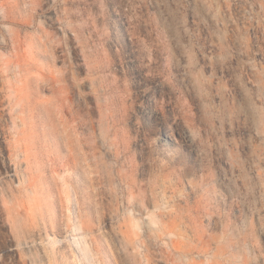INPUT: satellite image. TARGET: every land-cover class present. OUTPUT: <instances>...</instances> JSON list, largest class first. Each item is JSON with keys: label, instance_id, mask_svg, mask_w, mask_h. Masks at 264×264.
I'll return each mask as SVG.
<instances>
[{"label": "rangeland", "instance_id": "374dc122", "mask_svg": "<svg viewBox=\"0 0 264 264\" xmlns=\"http://www.w3.org/2000/svg\"><path fill=\"white\" fill-rule=\"evenodd\" d=\"M81 263L264 264V0H0V264Z\"/></svg>", "mask_w": 264, "mask_h": 264}, {"label": "bare ground", "instance_id": "6f19581e", "mask_svg": "<svg viewBox=\"0 0 264 264\" xmlns=\"http://www.w3.org/2000/svg\"><path fill=\"white\" fill-rule=\"evenodd\" d=\"M63 193V192H62ZM71 200V199H70ZM57 201V200H56ZM54 202V201H53ZM59 207V206H58ZM63 207V206H62ZM76 245L78 246L79 248V251L82 253V259H79V260H83L86 261L88 260L87 262H89V255H88V249H87V246L86 244H82L78 241H76ZM75 248V247H74ZM78 257V256H77ZM80 257V256H79ZM43 258V257H42ZM91 263V262H90ZM82 264V263H81ZM89 264V263H88Z\"/></svg>", "mask_w": 264, "mask_h": 264}]
</instances>
